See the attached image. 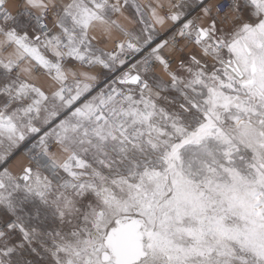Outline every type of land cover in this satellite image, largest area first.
Instances as JSON below:
<instances>
[{
    "label": "snow or ice",
    "instance_id": "6c2138e0",
    "mask_svg": "<svg viewBox=\"0 0 264 264\" xmlns=\"http://www.w3.org/2000/svg\"><path fill=\"white\" fill-rule=\"evenodd\" d=\"M0 264H264V0H0Z\"/></svg>",
    "mask_w": 264,
    "mask_h": 264
}]
</instances>
